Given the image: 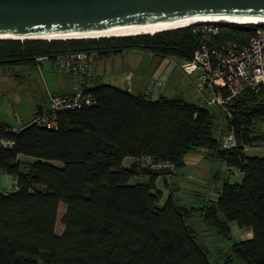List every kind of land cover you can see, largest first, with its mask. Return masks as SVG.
Listing matches in <instances>:
<instances>
[{
  "label": "trees",
  "instance_id": "16d2710c",
  "mask_svg": "<svg viewBox=\"0 0 264 264\" xmlns=\"http://www.w3.org/2000/svg\"><path fill=\"white\" fill-rule=\"evenodd\" d=\"M219 25L210 44L244 43L259 26ZM198 28L191 23L152 34L0 38V66L34 67L36 56L67 51L109 56L127 49L181 61L203 40ZM88 83L80 89L89 102L56 110L55 128L31 122L5 130L7 123L0 122L2 134L13 141L0 146V171L14 180L11 190H0V264H229L233 256L240 264H264V155L247 154L243 147L263 138L253 125L264 115V97L245 89L233 99L229 117L180 95L152 97L97 79ZM227 129L236 138L234 148L220 145L218 133ZM195 149L242 174L239 182L225 180L214 203L202 210L221 238L231 221L251 232L216 262L186 221L189 207L172 194L160 204L162 191L155 184L159 176L167 184L166 174L175 173L184 153ZM128 156L133 160L125 166ZM133 177L145 180L132 182ZM59 204L62 230L56 233Z\"/></svg>",
  "mask_w": 264,
  "mask_h": 264
},
{
  "label": "rangeland",
  "instance_id": "374dc122",
  "mask_svg": "<svg viewBox=\"0 0 264 264\" xmlns=\"http://www.w3.org/2000/svg\"><path fill=\"white\" fill-rule=\"evenodd\" d=\"M90 55L92 57L89 62L90 74L94 77L95 72L100 73L101 80L105 83L122 88L127 87L131 82H126L128 81L127 75H125V79L123 76L125 70L130 69L133 78L140 76L146 79L144 88L133 85L134 92L140 90L146 93L148 91L149 94L154 89V81L160 79L161 85L156 89L163 94L167 96L180 95L185 100L192 102L199 101L200 91L182 73L178 67L180 61L174 58L152 56L139 49H127L109 56H98L94 52H91ZM95 76L99 81V76ZM77 82L75 78L65 74L52 72L49 62L45 60L34 67L0 66V121L16 127L31 123L37 105H47L48 93L71 91L77 86ZM244 152L260 155L264 154V147L263 144L254 143L250 145V148L244 149ZM20 156L28 160L35 159L32 156L22 154ZM130 160L131 157H125L123 165H129ZM183 161V166L179 167L175 173L166 174L167 184L164 183L161 176L157 178L156 187L162 191L159 203L161 204L169 194H172L177 204L188 206L186 221L195 231L198 243L205 248L211 262L223 260L226 253H229L233 241L245 239L250 236V233L247 228L240 227L235 221H231L229 223L230 232L221 238L215 229L204 221L202 210L214 203L225 180L239 182L242 175L240 171L227 167L220 160L207 158L202 149L186 151ZM51 162L58 166L62 164L60 160H51ZM2 177L5 189L11 190L12 176L5 173ZM143 180H145L144 177L131 179L132 182ZM63 210L64 205L59 204L55 223L56 233H60L62 230L59 220ZM219 218H222L220 213ZM229 264H240V261L233 256Z\"/></svg>",
  "mask_w": 264,
  "mask_h": 264
},
{
  "label": "built area",
  "instance_id": "2783aa9c",
  "mask_svg": "<svg viewBox=\"0 0 264 264\" xmlns=\"http://www.w3.org/2000/svg\"><path fill=\"white\" fill-rule=\"evenodd\" d=\"M221 21L199 22L198 30L203 35L199 47L189 59L181 60L179 69L185 74L194 86L200 91L197 104L215 106L231 116L233 99L245 89H251L264 97V23H258L248 40L244 43L225 41L219 44H210L208 40L219 32ZM90 53L85 51H67L35 57L38 63L48 61L52 72L62 73L75 78L78 83L88 82L93 79L89 72ZM129 75H127V80ZM128 82V81H127ZM154 89L150 91L152 97L159 93L156 89L161 85V80L154 81ZM80 85L73 91L65 93H48V103L32 117L31 122L38 125L55 128L57 123L55 111L64 108L79 107L88 103L89 96L82 95ZM148 93V91H146ZM23 126V125H22ZM3 128L14 130L19 127L7 124ZM0 124V146L11 147L13 141L2 134ZM255 134L263 136L256 143L264 147V115L253 125ZM218 139L222 148H234L237 145L232 130L219 131ZM244 149L250 145H244ZM253 147V146H252ZM251 147V148H252ZM149 162V159L145 160ZM152 167L169 166L167 163H151ZM14 180L12 183L13 188ZM1 191H7L5 187Z\"/></svg>",
  "mask_w": 264,
  "mask_h": 264
},
{
  "label": "water",
  "instance_id": "95a60500",
  "mask_svg": "<svg viewBox=\"0 0 264 264\" xmlns=\"http://www.w3.org/2000/svg\"><path fill=\"white\" fill-rule=\"evenodd\" d=\"M232 17L264 21V0H0V35L99 34Z\"/></svg>",
  "mask_w": 264,
  "mask_h": 264
},
{
  "label": "bare ground",
  "instance_id": "6f19581e",
  "mask_svg": "<svg viewBox=\"0 0 264 264\" xmlns=\"http://www.w3.org/2000/svg\"><path fill=\"white\" fill-rule=\"evenodd\" d=\"M195 21V20H194ZM197 21V20H196ZM204 21H221V22H236V23H264L262 20H256L247 17H232V18H211L204 19ZM192 21H185L180 23H174L169 25H154L147 26L137 30H119L113 32L99 33V34H85V35H67V36H28V35H0V38L18 37L20 39L26 37H40V38H98V37H111V36H123V35H136L143 33H155L163 29H169L177 26H183L191 23Z\"/></svg>",
  "mask_w": 264,
  "mask_h": 264
},
{
  "label": "crops",
  "instance_id": "0c3cea01",
  "mask_svg": "<svg viewBox=\"0 0 264 264\" xmlns=\"http://www.w3.org/2000/svg\"><path fill=\"white\" fill-rule=\"evenodd\" d=\"M131 70L130 69H128V70H125V72H124V76H123V79H125L124 77H125V75H129V79H128V82L130 81L131 83H128L127 81V83H128V86H127V89H129V90H131V91H133L134 90V87H133V85L134 86H136V87H139V88H144V87H146V79H144V78H142V77H140V76H135L134 78H133V73L132 72H130ZM132 73V74H131ZM95 75H97V76H99V80H101V74L100 73H97V72H95L94 73V77H93V79L92 80H94L95 78H96V76ZM97 79V78H96ZM102 81V80H101ZM88 83V82H87ZM88 84H90V83H88ZM125 84V83H124ZM76 85H79V83L77 82L76 83ZM125 86H126V84H125ZM74 90V89H73ZM72 91V90H71ZM71 91H67V92H71ZM138 91H140V90H138ZM55 92V91H54ZM62 93H65L64 91L62 92ZM158 93H162L161 91H158ZM163 94V93H162ZM1 122V121H0ZM7 124H9V123H7ZM10 125H12V124H10ZM22 125H25V124H21L20 126H18V127H21ZM14 127H16L15 125H13ZM260 155H264V154H260ZM19 158H21V159H25V158H22L20 155L18 156ZM26 160H28V159H26ZM133 160V158L131 157V160H130V162H129V164L131 163V161ZM5 173L4 172H1L0 171V190H1V188L2 187H5L3 184H2V179H3V177H2V175H4ZM242 175V174H241ZM248 231H249V233H250V235H251V232H250V230L248 229Z\"/></svg>",
  "mask_w": 264,
  "mask_h": 264
}]
</instances>
